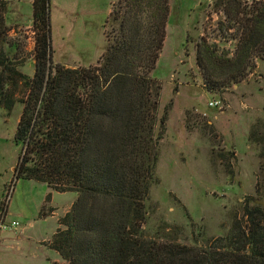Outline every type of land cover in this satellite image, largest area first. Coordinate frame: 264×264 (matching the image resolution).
<instances>
[{"label":"trees","instance_id":"16d2710c","mask_svg":"<svg viewBox=\"0 0 264 264\" xmlns=\"http://www.w3.org/2000/svg\"><path fill=\"white\" fill-rule=\"evenodd\" d=\"M170 3L114 0L104 53L95 64L71 68L52 60L49 0H33L30 77L20 70L18 49L11 51L8 1L0 0V107L11 111L23 103L14 176L77 194L48 243L62 264H264V206L252 202L226 236L205 248L144 235L168 114L158 116L162 85L152 72L166 41ZM217 4L238 37L231 57L208 43L198 47L200 68L209 69L208 61L223 71L219 79L206 77L211 90L244 80L264 60V0ZM226 172L234 177L230 164Z\"/></svg>","mask_w":264,"mask_h":264},{"label":"rangeland","instance_id":"374dc122","mask_svg":"<svg viewBox=\"0 0 264 264\" xmlns=\"http://www.w3.org/2000/svg\"><path fill=\"white\" fill-rule=\"evenodd\" d=\"M5 1L16 42L11 51L18 49L20 70L31 77L37 32L33 0ZM113 2L49 0L53 63L71 68L96 63L107 47L105 25ZM218 2L171 0L166 41L152 72L162 85L158 116L165 109L168 114L143 232L159 242L205 248L227 235L246 203L264 206V60L244 80L212 90L206 77L219 79L223 71L208 61L209 69L203 70L197 62L204 43L227 57L235 51L238 30ZM22 111L20 101L11 111L0 107V217L20 224L0 230V264H62L48 243L77 194L15 178L21 152L15 133Z\"/></svg>","mask_w":264,"mask_h":264},{"label":"built area","instance_id":"2783aa9c","mask_svg":"<svg viewBox=\"0 0 264 264\" xmlns=\"http://www.w3.org/2000/svg\"><path fill=\"white\" fill-rule=\"evenodd\" d=\"M210 105L218 106V102H211ZM2 215H5V214H2ZM5 216H1L2 218L0 217V230L13 229L20 225L18 221H13L11 224H7L5 220L6 219Z\"/></svg>","mask_w":264,"mask_h":264},{"label":"crops","instance_id":"0c3cea01","mask_svg":"<svg viewBox=\"0 0 264 264\" xmlns=\"http://www.w3.org/2000/svg\"><path fill=\"white\" fill-rule=\"evenodd\" d=\"M72 203H73V201H72ZM49 217H55V216L51 215V216H49Z\"/></svg>","mask_w":264,"mask_h":264}]
</instances>
